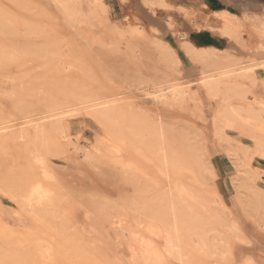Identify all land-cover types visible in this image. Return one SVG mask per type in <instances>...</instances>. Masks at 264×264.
<instances>
[{
  "label": "rangeland",
  "instance_id": "rangeland-1",
  "mask_svg": "<svg viewBox=\"0 0 264 264\" xmlns=\"http://www.w3.org/2000/svg\"><path fill=\"white\" fill-rule=\"evenodd\" d=\"M120 1L122 12L109 9L111 18L120 19L129 29L148 33L151 27L159 30V39L177 53V63L167 65L159 55L149 53L155 61L146 66L139 62L140 50L132 52L128 40L121 43L117 39V45L104 23L96 19L103 13L101 0H84L82 4L85 11L92 10L95 23L92 28L83 23V28L94 39V45L101 44L100 49L78 39L64 17L55 13L50 0H0V126L7 124L16 130L31 118L67 112L62 123L70 126L69 134L85 151H92L100 140L108 146L98 153L102 163H96V168V164H84L83 153L78 156L67 149L58 156L57 152L51 153L57 151L55 148L48 147L51 152L47 154V147L42 149L44 145L32 142V147L39 146L47 154L57 174L47 183L53 200L37 214L22 205L24 184L32 178L24 165L25 142L8 139L0 145V264H122L120 253L125 257L128 254L118 239L119 230L110 222L120 216L129 230L144 235L152 247L161 250L164 235L150 234L145 225L154 221L161 229L166 227L156 199L170 181L185 189L178 207L183 220L190 229L198 224L204 234L199 232L200 237L197 230L196 234L193 229L189 231L192 236L184 248L192 259L190 264H246L248 258L253 264H264V194L258 198L252 181L255 174L250 175L243 153L235 149L244 148L250 140L230 127L225 132L228 138L215 135L213 105L198 82L201 65L185 53L178 37L175 43L167 33L174 25L173 31L178 30L174 12L179 9L168 0L162 4L160 0ZM255 15L264 19V14ZM210 31L229 44L194 46L217 48L222 51L217 54L224 58L231 55L233 59L249 60V51L235 38ZM241 35L248 37L245 32ZM138 39L136 35L132 42ZM114 45L122 52L114 50ZM59 49L63 54L57 53ZM163 68L169 72L166 74ZM166 79L188 82L191 95L171 105L154 104L144 94L148 83ZM256 91L261 93L260 89ZM109 99L119 100L122 108L116 109L119 112L112 118L98 117L92 106ZM159 124L163 134L166 130L177 146H170L174 153L177 151L172 162L179 161L173 167L177 173L174 171L170 179L153 156L158 146L148 144L155 141L157 145L153 132L159 133ZM78 130L82 136L76 139ZM161 137L160 131V139H156ZM117 144L119 152L115 153ZM131 160L134 168L119 174L121 164ZM252 164L264 168V157L256 154ZM261 176L264 180L263 173ZM263 180L258 182L264 185ZM18 209L20 213L15 216ZM37 241L45 248L42 262L34 257L32 245ZM48 257L53 260L49 262ZM168 264L177 262L171 259Z\"/></svg>",
  "mask_w": 264,
  "mask_h": 264
},
{
  "label": "bare ground",
  "instance_id": "bare-ground-1",
  "mask_svg": "<svg viewBox=\"0 0 264 264\" xmlns=\"http://www.w3.org/2000/svg\"><path fill=\"white\" fill-rule=\"evenodd\" d=\"M50 1L53 3L54 6L53 8H56V10L55 9L54 10L57 12L55 11L54 12L64 17L65 22L68 23L70 27L74 29L75 36L78 39L83 40L84 42H86V44L97 47L98 44L94 45L95 42L94 39L89 37L88 32H86L85 29L83 28V23L88 24L90 28L95 26V23L91 18L92 10L90 9L89 11H85L82 6L84 0H50ZM160 1L161 2L159 3L162 4L163 0ZM101 5L103 6V13L101 14V17H96V19L99 18L98 21L104 23V25L107 27L112 37L116 38V40L119 39L120 42L122 40L124 41L126 40L125 42H127L128 40V46H130V50L134 49L132 50V52L140 50L139 51L140 57L134 54L135 57H139L140 64L142 63L143 65L147 66L150 61L151 62L155 61V59L153 60L151 58L152 55L150 56L149 53H154L156 55H159L162 58V60L166 62L167 65L171 63L173 65L174 62L176 63L178 62V55L175 52V50L171 46H169L166 42L164 43L159 39L158 37L159 30H157L154 27H151V31L148 33L146 31H140L135 28L129 29L127 27L128 24L127 26H125V23H123V21H120V19L113 20L111 18L109 7L105 1L101 0ZM155 11L156 10H154V12ZM180 12H182V16L185 17L186 19L194 18L195 16V13L191 11V9L189 10V8L187 9L184 7H180ZM247 14L244 13L240 18H237L232 13H229L226 10H221L220 12L216 11L215 16L213 15L214 16L213 21L212 20L210 21L209 19L205 18V22L203 23L198 22L196 25H199V27L202 28L207 27L211 29L212 32L217 30L222 34L230 36V38L232 37L235 38L246 50L249 51L250 57L248 61L233 59L231 55L225 58L221 57V55L219 56L217 52H222V51H220L217 48H206V47L197 48L194 46V44L191 41L188 40L185 32L183 31L180 32L176 29H175L176 31L175 30L173 31L174 29L173 27L176 25L172 27V31L173 34L175 32V37H178L179 42L182 43L185 49V53H187L190 59L193 62L201 65L199 68L200 77L198 82L200 86L204 88L208 98L210 99V102L213 105L212 106L214 111L213 129H215V135L225 138L226 129L227 127H230L232 129L235 128L239 130L238 131L239 135H243L248 140H250L248 145H246L244 148L235 147V149L240 150L243 153L244 160L247 166L246 169L247 171L248 170L251 171L250 175L255 174L253 175L254 179L252 181L253 183H255L256 188L257 187L260 188V189L258 188L256 189L254 187L255 191L257 190V192L259 193L258 196L259 198L264 194V191H262L263 189L262 186L264 185H261V183L258 182L261 181V179L263 180L261 174L262 173L264 174V168L254 166L252 164V161L256 154H259L262 157H264V19L255 14L254 15H249V14L247 15ZM143 28L145 27L143 26ZM242 32H245L248 35V37L247 38L243 37V35H241ZM136 35H138L139 39L141 38V40L138 39L139 42L133 43L132 40ZM119 40H117L116 43ZM118 44L119 42L117 43V45ZM125 45L127 46L126 43ZM103 46L105 48V44ZM98 47L100 49L101 44L98 45ZM107 47L108 46H106V50ZM114 47H112L114 50L118 48L116 45H114ZM136 48L138 50H136ZM125 49L126 48L124 47V52L127 51ZM106 50L104 51L106 52ZM108 50L111 51V49ZM62 51H60L59 49L57 53L61 52L63 54ZM120 51L118 50V52ZM131 59H133V57ZM137 61L138 59H136L135 62L137 63ZM159 66L160 65L158 64L157 68ZM160 68L162 67H159V69ZM163 70L165 69L163 68ZM167 71L168 70H165V73ZM148 84H150L149 89L146 90L144 94L147 98H151L154 104L157 105L159 104L171 105L173 103L180 102L184 98L191 95V90L188 82H183V81L173 82L172 80L166 79L165 81L152 80L149 81ZM258 89H260L261 93L256 91ZM118 101L119 100L117 99L116 100L109 99L108 101L99 102V104L92 106V108H94V112L98 117L103 116L101 118H106L108 116H111L110 118H112V114L114 115V113L116 114L117 112H119L120 108H122L123 106V105L119 106ZM116 109H119V111L117 110L116 112ZM66 116H67V112L62 114L51 113L49 114V116H45L41 118L34 117L29 119L25 124H22L23 126L21 125V127L16 128V130L11 129L12 127L7 124L0 126V145L5 144L6 141H8V139L25 142V147L23 148V150L27 157L25 156L26 161L24 165H26L25 167L28 168V171L31 173L32 178L29 179L24 184L25 187L23 185L24 192L21 195V199H22V205L25 206L30 211H32L33 213L40 214L41 213L40 211H42V209L45 208L46 206L50 205L53 200L52 199L54 196L53 191H51V189L47 187V183L54 181L57 178V174H55L53 171V168H55V166L53 165L54 167L52 168L51 160H49L46 157L47 154H50L52 148L53 149L55 148L57 151H52L51 153L57 152L56 154H58V156H60L59 154L61 152H64L67 149L69 150L72 149V153H74V155L79 156V154L83 153L84 164H89V165L94 164V166L96 163L98 164L101 160L100 158H98L99 157L98 153L108 149V146L106 145L105 141L100 140L97 142V144L95 145L92 151H85L84 148L81 146V144L78 142L79 140H74L72 136L69 134L70 126L68 124L65 125L62 123V119H64ZM235 122H238V124L236 125ZM157 127L159 129V131H157L159 132L158 133L159 137H160V131L162 132L163 135V137H161L162 139L157 140L156 138H159L158 134L156 133L155 129H152L155 131L153 133L155 136L154 140L157 141V145L155 144L156 142L154 140H153L154 142L152 143L151 142L150 143L147 142V143L150 144L151 147L153 146V144L155 147L158 146V148L156 147L158 151L156 152L153 151V153L155 152V155L156 153L158 154L156 156L153 155V153L151 154L157 160L156 162L158 163L160 162L165 167V171H166L165 177L167 179L168 178L170 179L171 176L175 174L174 171H176L177 173V169L176 170L174 169L176 168V163H179V161L178 162L175 161L174 163V161L172 162L171 160L174 157L173 155L176 154L177 151L174 153L173 148L170 147L172 144L173 146H175L174 139L171 138L170 140L171 135L169 136L168 135L169 133L166 134L165 132L166 130L164 131L163 134L162 124H159ZM166 135H168L169 138L166 137ZM75 136L76 139L81 137L82 136L81 131L78 130ZM164 136L166 137V142L163 139ZM168 141H171L172 143L171 142L169 143ZM32 142L36 144L40 143L44 145L42 149H45L46 147L47 148L51 147L50 148L51 150H49L48 148L47 152L49 153L46 154L42 152L41 149L38 148L39 146L35 145L32 147L31 146ZM181 145H183V141ZM184 147H186V145H184ZM171 150L173 152H171ZM113 152L115 153L119 152L118 144L116 145V147H114ZM118 156L121 157V155ZM157 156L158 158H156ZM174 158H176V155ZM178 160L184 162L181 160V158H179ZM97 164L95 166L96 168H97ZM134 165L135 162L132 160L128 161L126 164H121V172H119V174L125 175V173L131 171L134 168ZM107 166L109 167V165ZM174 166L175 168H173ZM99 167L100 166H98V168ZM108 167L106 169H108ZM105 175L107 174L105 173ZM102 176L104 177V174ZM164 189H162L161 192L159 191L160 194L158 195V199L156 200L157 202L159 201V205H160V207H158L159 208L158 213L160 219H162V222L165 223L166 227L164 229H161L160 226L154 221L149 222L147 225H145L146 229L149 231L150 234L158 235L159 233H162L164 235L165 245L163 249L158 250L152 247L151 241L146 237H144V235H139L137 234V232L129 230L125 226L124 219L120 216V214H119L120 217H118L117 220L114 219V221L112 220L110 221L112 223L111 225L113 226V228L119 230L118 239L122 240L121 244L124 245L126 248V253L128 254L127 257H125L124 254L121 252L120 253L121 258H119V260L120 259L123 260L125 264H168L171 259L175 260L177 264L191 263L192 259L190 255H188V253L186 252L184 245H187L190 242L188 237L192 236V232L189 233V231H192L193 229V234H196L195 230H197V233L199 234V232H201L200 230L201 228H199L198 227L199 225L197 224L196 226L193 225V228L190 229V227L188 226V222L187 221L185 222L183 220L185 219L183 218L184 215L179 211L180 209L178 207H180L181 205L179 204L180 203L179 197L180 194L185 192V189L179 187L176 183L172 181H170V183L168 184L167 189L165 190ZM258 190H260L261 194ZM162 192L166 193V194L164 193V197L163 194L161 196ZM165 195L167 197H165ZM159 197H161L162 199ZM19 213L20 210L18 209L15 210L14 214H16L15 216H17ZM194 223L195 222L193 221L192 224ZM192 224L189 225L192 226ZM198 234L196 235L197 236H200V234L201 236L204 235L202 234V232L199 235ZM201 239L204 238L202 237ZM32 246H33L32 248H34L33 249V252L35 254L34 257L37 259V261L42 262V259H45L43 256L45 248H43L41 242L38 241L35 243V245ZM48 259L49 262L53 260L51 259V257H48L47 260ZM123 262L121 261L122 264ZM246 264H253V263L250 262L248 258Z\"/></svg>",
  "mask_w": 264,
  "mask_h": 264
},
{
  "label": "crops",
  "instance_id": "crops-1",
  "mask_svg": "<svg viewBox=\"0 0 264 264\" xmlns=\"http://www.w3.org/2000/svg\"><path fill=\"white\" fill-rule=\"evenodd\" d=\"M168 3L179 9L174 12V18L179 22L178 30L185 32L188 40L194 45L206 44L207 46L225 47L229 44L222 37L211 33L209 28L196 25L198 22H205V18L213 21L216 11L227 10L238 17L243 13L249 15L264 14V0H168ZM107 4L111 11L119 9L122 12L123 10L120 0H108ZM180 7L191 9L195 13L194 18L186 19L183 17ZM167 33L175 43H178L175 34L171 30Z\"/></svg>",
  "mask_w": 264,
  "mask_h": 264
}]
</instances>
